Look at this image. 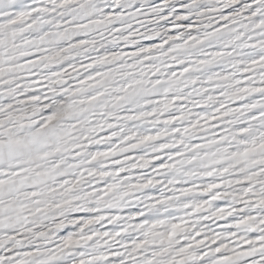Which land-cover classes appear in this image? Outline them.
<instances>
[{"label":"snow or ice","instance_id":"obj_1","mask_svg":"<svg viewBox=\"0 0 264 264\" xmlns=\"http://www.w3.org/2000/svg\"><path fill=\"white\" fill-rule=\"evenodd\" d=\"M0 264H264V0H0Z\"/></svg>","mask_w":264,"mask_h":264}]
</instances>
